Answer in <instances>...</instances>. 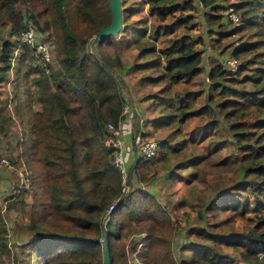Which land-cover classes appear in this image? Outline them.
<instances>
[{"label": "trees", "instance_id": "obj_1", "mask_svg": "<svg viewBox=\"0 0 264 264\" xmlns=\"http://www.w3.org/2000/svg\"><path fill=\"white\" fill-rule=\"evenodd\" d=\"M198 1L204 7L202 14L208 26L221 27L220 11L231 7L238 15L232 32L241 37L229 50L230 57L237 62L233 72L217 61L208 69L206 76L211 92L207 93L205 104L195 105L194 91L179 95L170 90L173 83L186 82L201 72L200 52L192 47L199 40L197 37L190 39L188 33H182L157 46L153 38L145 37L134 27L130 33H135V57L140 61L132 69L156 70L154 74L141 76L146 83L160 86L150 94V101L152 110L163 120L159 124L157 117L149 119L153 126L181 125L189 117L207 115L218 116L230 132L246 179L219 189L206 207L216 206L221 211H260L264 209V0H232L226 5H217L214 0ZM143 2L155 22L151 34L159 28L167 35L174 27H190L192 14L183 11L192 8L191 0ZM18 4L28 7L29 12ZM125 12L121 8L122 19ZM0 14V31L4 27L7 31L6 37L0 34V82L6 79L14 48L21 50L20 63L28 56L29 48L19 40L27 21H31L37 32L50 29L56 40L55 69L44 72L38 66L28 67L36 72L31 79L32 97L39 108L33 110L26 105L25 138L17 142L18 156L24 158L28 169L32 164L36 168L29 186L33 188L34 199L27 226L31 234L21 243V247L28 249L24 261L30 264H101L102 217L108 211L104 226L110 264H127L124 248L115 241L132 222L146 231L142 247L157 248L150 260H143L144 264H170L173 261L168 248L170 240L156 233L161 227L169 226L163 206L144 189L120 191L119 172L109 159L112 148L106 145L103 149L96 138L80 135L82 127L92 125L96 137L99 127L106 123L116 127L123 118L121 79L117 74L121 67L119 57L116 53L104 56L99 52L107 37L89 46L86 42L97 29L108 24V1L0 0ZM166 17H171L167 23L164 22ZM11 36L13 40L9 39ZM238 82H247L252 88H238ZM251 114L255 117L250 121ZM205 126L212 128L214 122ZM158 146L161 149L156 150L158 153L145 159L136 158L127 170V177L134 173L137 180L148 181L155 172L145 175L144 166L151 167L160 157L165 158L166 152L178 150L170 147L167 140L158 141ZM199 158L194 155L177 166L187 161L195 165ZM37 173L43 182L35 180ZM24 191V186L18 188L16 201L20 204ZM240 192H245L244 196L249 193L254 200L253 206L240 202ZM42 194H45V201L38 200ZM13 200L6 203L7 208L14 205ZM113 201L114 205L108 210ZM47 216L68 223L79 233L43 231ZM2 232L0 213V236ZM188 232L205 241L184 244L183 249L192 252V264H264V258L255 255L264 250L262 217L245 230L216 233L192 227ZM218 245L230 246L236 250V257L217 250ZM6 247L4 242L0 243V251H6Z\"/></svg>", "mask_w": 264, "mask_h": 264}, {"label": "rangeland", "instance_id": "obj_2", "mask_svg": "<svg viewBox=\"0 0 264 264\" xmlns=\"http://www.w3.org/2000/svg\"><path fill=\"white\" fill-rule=\"evenodd\" d=\"M191 1L192 8L183 11L192 14L190 27H187V29L180 26L174 27L171 33L165 35L161 28L155 34L150 33V29L155 22L153 16L148 14L143 0H120L121 8L126 10L121 29L117 35L108 36L99 48V52L104 56H112L116 53L121 62L117 74L121 79L122 104H126L129 111L123 115L120 124L119 122L118 124L122 126L119 127L122 148L124 150L127 148V170L133 164L134 153L136 152L132 142L135 145L145 139L167 140L170 147L178 148V150L166 152L165 158L160 157L161 159L156 160L157 162L151 167L144 166L142 170L145 175L155 172L148 181L137 180L134 173L128 177L126 173L125 176L127 191L134 188L144 189L150 192L155 201L163 206L170 220L169 226L161 227L159 232L156 231V233L161 234L166 240H170L168 248L173 258L170 264H192V252L186 248L183 249L184 244L187 242H205L189 233V228H205L216 233H228L245 230L251 227L258 217L264 218V209L255 212L250 210L242 212L240 209L238 211L230 209L221 211L216 206L206 207L219 189L221 190L224 186L228 187L239 180L246 179L243 178L242 163L234 150L230 132L218 116L214 118L207 115L192 116L182 122L181 125L173 124L167 127L161 125L155 127L149 121L154 117L158 118V123L163 120L156 110H152L150 101V94L157 91L160 86L150 85L141 79L142 75L154 74L156 70L132 69V66L140 61L135 57V33H130L134 27L139 28L145 37L153 38L157 46L165 44L167 38H175L182 33H188L190 39L199 38L198 41L192 44V47L200 52L201 72L192 76L186 82L173 83L170 88L172 93L179 95L188 90L194 91L196 94L195 105L197 106L204 105L207 93L211 92L206 73L215 61L220 62L229 72L235 70V68L230 69L227 63L231 59L229 50L241 38L239 34L232 32L234 23L224 19L223 13L225 10H223L220 11L222 26L217 27L215 24L208 26L204 22L202 14L204 7L198 0ZM231 1L214 0V3L226 5ZM17 6L26 8L29 12L28 7L25 5L18 4ZM170 19L171 17H166L164 22L167 23ZM27 22L34 27L31 21ZM45 30L36 32L51 44L53 62L48 68L50 70L57 67V56L54 47L56 46V40L50 29ZM0 34L2 37L7 36L6 27L2 28ZM91 38L86 41L87 46L93 44ZM9 39L13 40L14 36ZM20 52V48H14L10 56L6 79L0 82V213L3 221L0 243L4 242L7 246L6 251H0V264H30L29 261H24L28 249L27 247H21V243L31 234L27 226L30 223V207L34 199L33 188L29 186L32 183L36 168L32 164V167L28 169L24 158L18 156L17 142L25 138L23 124H25V116L28 112L26 105L29 104L30 108L37 110L39 104L32 97L34 87H32L31 79L36 75V72L28 70L29 66L35 67L37 65L32 58L33 56H30L32 54L29 49H27L28 56L20 63L18 61ZM236 86L241 89L252 88L247 82H238ZM213 96L217 97V94ZM208 110L214 111L213 109ZM133 111L135 116H133ZM253 117H255V114H251L248 120H253ZM211 121L214 122V126L206 128L205 125ZM99 128L100 133L96 137L92 125L82 127L80 135L84 138H96L97 143L104 149L106 146L105 140L103 141L100 138L106 137L108 131H106V125ZM160 148L158 146V152L161 150ZM194 155L200 157L195 165L191 166L187 161V163L177 166V163H183ZM109 159L112 163L111 152ZM174 173L178 176H174ZM35 180L40 183L43 182L39 173L35 175ZM20 186L25 188L22 193L21 204L18 200L16 201ZM246 194L244 196L245 192H240V202H248L250 206H253V198L248 192ZM39 198V201L46 200L45 194L40 195ZM10 200L14 201V205L7 208L6 203ZM239 212L242 213L238 214ZM41 229L54 233L60 231L70 234L79 233L78 230L71 228L68 223L53 216H47L44 219ZM145 232L132 222L115 241L124 248L127 264H144L143 260L146 258L150 260L152 253L154 254L157 251L156 247L148 249L142 247ZM216 249L227 253L232 258L236 257V250L230 246L218 245Z\"/></svg>", "mask_w": 264, "mask_h": 264}, {"label": "built area", "instance_id": "obj_3", "mask_svg": "<svg viewBox=\"0 0 264 264\" xmlns=\"http://www.w3.org/2000/svg\"><path fill=\"white\" fill-rule=\"evenodd\" d=\"M223 17L225 20L230 21L234 24L238 23V15L228 7L225 9L223 13ZM19 40L21 43L27 45L29 50L32 53V58L35 60L37 66L43 69V71H47L49 66L52 65L53 56L51 52V44L45 40L43 37L39 36L36 30L32 27L31 24L26 23L24 28L20 31ZM229 64V68H236L237 64L234 59H230L227 61ZM128 108L126 104H122L121 115H124L128 112ZM120 122V121H119ZM120 124V123H119ZM119 124L114 127L111 123H106V131H108L106 137L103 136L100 139L105 140V144L109 145L112 148V163L116 167L119 172L120 180H121V191L126 192L127 187L125 185V176L127 173L126 168V150L122 148V139L121 133L119 132ZM109 135V136H108ZM133 147L135 146L136 152L134 155L145 159L149 156L155 154L158 148V141L154 139H145L142 142H137L135 145L132 142ZM114 201L108 206V210L114 205ZM256 257L264 258V250L257 251Z\"/></svg>", "mask_w": 264, "mask_h": 264}, {"label": "water", "instance_id": "obj_4", "mask_svg": "<svg viewBox=\"0 0 264 264\" xmlns=\"http://www.w3.org/2000/svg\"><path fill=\"white\" fill-rule=\"evenodd\" d=\"M108 10H109V22L108 24L97 29L92 38V43H98L110 35H117L121 29L122 15H121V3L120 0H107ZM136 156L134 155V160ZM133 160V161H134ZM108 211L102 217V235H101V253L102 261L101 264H110L109 253H108V243L106 241V231H105V219L107 218Z\"/></svg>", "mask_w": 264, "mask_h": 264}, {"label": "crops", "instance_id": "obj_5", "mask_svg": "<svg viewBox=\"0 0 264 264\" xmlns=\"http://www.w3.org/2000/svg\"><path fill=\"white\" fill-rule=\"evenodd\" d=\"M133 116H134V111H133Z\"/></svg>", "mask_w": 264, "mask_h": 264}]
</instances>
